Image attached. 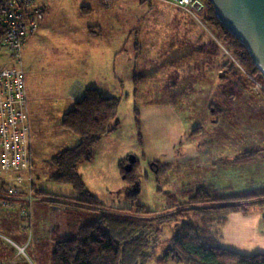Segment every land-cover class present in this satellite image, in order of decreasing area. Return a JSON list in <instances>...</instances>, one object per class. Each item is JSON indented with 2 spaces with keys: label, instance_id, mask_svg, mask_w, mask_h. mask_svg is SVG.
<instances>
[{
  "label": "rangeland",
  "instance_id": "374dc122",
  "mask_svg": "<svg viewBox=\"0 0 264 264\" xmlns=\"http://www.w3.org/2000/svg\"><path fill=\"white\" fill-rule=\"evenodd\" d=\"M167 2L47 1L39 30L27 37L22 48V66L27 73L25 88L28 98L26 116L29 144L35 160L31 158L36 163L32 167V173L25 175V172L23 176L27 184L31 183L33 176V214L24 218L16 200L6 205L5 199L0 198V264H52L51 254L55 241L73 237L76 230L72 226L92 221L99 213L95 209L78 207L73 199L78 197L76 191L68 185L57 184L49 179L54 172L50 165L51 155L78 143L77 137L64 131L59 123L61 111L71 103L67 104L65 100L66 107L57 103L65 97L67 83L74 75L82 77L104 95L112 90L111 84L124 85L120 89L122 103L120 102L119 107L122 105L120 111L118 109V118L123 119V122L106 138L128 140L142 150L141 153L138 149L136 152L126 150L121 160H127V164L129 156L137 155L139 164L136 173L140 184L138 202L145 205L146 210H161L173 206L180 208L190 193L201 187L207 190L206 185L219 188L228 185L237 190L264 186V157L260 159L264 154L255 161L242 163L244 165L229 160L223 163L208 159V155L216 153L234 157L255 146L264 145V98L262 100L249 91L252 88L250 82L253 84L254 78H250L243 70H239L241 73L237 70L230 71L235 76H229V72L223 71L219 65L224 63V58L196 52L198 47L204 45L206 51L211 48V31L203 22L202 25L199 24L175 4ZM84 5L90 9L89 13L81 12L80 8ZM98 24L102 25L103 31L97 36L94 35V28ZM85 33L88 34L86 42L89 53L82 51V56L88 57V69L82 70L80 74L73 68L80 55L78 42L84 43ZM135 38L138 39V46L134 45ZM117 42L119 49L116 48ZM83 46L86 45L81 47ZM109 46L119 51L114 65L107 62L105 52ZM223 50L225 51L224 48ZM0 52L3 55L0 56V64L3 66L20 65L9 57V51ZM135 74L142 76L139 79L141 82L136 85L133 83ZM220 75L229 79L220 80ZM135 87L138 90L136 98L132 92L125 96L129 88ZM231 90L237 94L236 105L223 114L213 115L211 104L224 108L221 104V92ZM136 107L137 123L134 113ZM129 108L133 115L132 124L124 119ZM149 110H157L151 114V121L157 114L164 121L178 120L183 125L184 134L173 143V154L199 153L204 156L195 161L164 158L168 144L155 141L153 126L148 129L147 125L145 127V114ZM196 127L200 131L193 132L192 129ZM105 145L108 146L107 143ZM154 162L166 165L160 179H157L151 168ZM82 173H85L83 178L89 174L88 181L93 184V172ZM0 174L4 175V172ZM120 178L123 186L112 189L114 200H102L96 196L105 207L134 209L135 205H131L128 200V185L121 173ZM39 189H43L44 193L36 192ZM88 190L92 192L89 188ZM12 191L3 195L8 198ZM191 214L190 211L186 213L181 221H193ZM252 214H259L260 228L264 231V207H254L246 215ZM52 228L57 231L52 233ZM164 230L162 246L157 250L159 254L168 240L177 234L174 225L165 227ZM226 232L222 230L221 243L235 250L230 246L234 244L232 239L239 235L236 233L233 236V230L230 229L227 239ZM148 264L158 263L153 259Z\"/></svg>",
  "mask_w": 264,
  "mask_h": 264
},
{
  "label": "trees",
  "instance_id": "16d2710c",
  "mask_svg": "<svg viewBox=\"0 0 264 264\" xmlns=\"http://www.w3.org/2000/svg\"><path fill=\"white\" fill-rule=\"evenodd\" d=\"M139 1L141 3L149 2V0ZM202 2L204 10L201 20L211 31L213 37H209L211 48L208 51L204 45L198 47L196 52H206L214 57L221 56L225 61L223 64H218L221 65L223 71L229 72V76H231L230 74L235 76L230 71L242 72L243 70L247 72V75L249 74L250 78L252 77L264 85L262 71L254 63L248 49L218 20L211 1L202 0ZM80 9L81 12H90V9L85 5ZM95 26L98 27L99 24ZM134 42V45L138 46L137 38L134 39ZM140 78L142 76L139 74L134 75L135 85L141 82ZM218 78L220 80L229 79L222 75ZM250 86H252L251 82ZM122 87L123 85L120 84V89ZM249 91L255 96H260V99L263 100L264 93L257 94L251 87ZM136 92L138 90L135 87V98ZM221 93L223 96L221 104L224 108L211 104L213 115L223 114L230 107L236 105L237 94L235 91ZM120 102V92L119 95H104L98 88L89 86L86 87L83 97L71 102L59 118L61 128L77 137L78 143L51 155L50 165L54 172L49 179L57 184L68 185L76 191L78 197L73 199L78 207L95 209L99 213L92 221L72 226L71 228L76 230L73 237L55 241L51 263L148 264L154 259L158 264L170 262L177 264H264V253H240L221 243L222 230L231 213L247 214L252 212L254 207H264V186L250 190H237L232 186L219 188L206 185L207 190L201 187L192 194L190 193L180 208L173 206L161 210H146L145 205L138 202L140 184L136 169L139 160L129 172L124 170L127 160H121L119 163L120 173L122 177L125 176L123 180L128 185V200L131 205H135L134 209L133 207L129 209L105 207L100 199L88 190L79 172V166L83 163H92L95 149L101 140L119 128ZM134 113L137 123V107L134 109ZM197 130L200 131V128L192 129L193 132H197ZM263 154L264 145H258L237 154L231 161L248 163L257 160ZM28 156L30 159L29 170L25 175L31 174L32 167L36 166L32 160L31 144H29ZM151 168L156 173L157 179H160L166 165L161 166L158 162H154ZM34 188L33 176L28 187L4 181L0 184V198L1 200L5 199L6 205H10L16 200L21 206V216L29 218L33 214ZM7 191H12L8 198L3 195ZM36 192L42 194L44 190L39 189ZM251 207L253 208L251 209ZM189 211L194 220L181 221V218ZM171 225L175 226L177 234L168 240V244L159 254L157 250L159 246H162L164 229ZM51 231L54 233L57 229L52 228Z\"/></svg>",
  "mask_w": 264,
  "mask_h": 264
},
{
  "label": "built area",
  "instance_id": "2783aa9c",
  "mask_svg": "<svg viewBox=\"0 0 264 264\" xmlns=\"http://www.w3.org/2000/svg\"><path fill=\"white\" fill-rule=\"evenodd\" d=\"M48 0H0V51H9L19 66L0 64V184L4 181L24 185L23 173L29 167L28 98L26 70L22 66V48L29 35L36 33L44 19ZM108 1V0H106ZM202 22V0H164ZM105 2V0H104ZM0 56L2 52H0ZM255 93H264V85L253 79ZM11 173V175H10ZM12 190V189H10Z\"/></svg>",
  "mask_w": 264,
  "mask_h": 264
},
{
  "label": "crops",
  "instance_id": "0c3cea01",
  "mask_svg": "<svg viewBox=\"0 0 264 264\" xmlns=\"http://www.w3.org/2000/svg\"><path fill=\"white\" fill-rule=\"evenodd\" d=\"M98 28V29H97ZM94 28V35H100L103 31L102 25ZM86 29V33H87ZM85 33V41L84 43L78 42V45L80 46V55L77 58V62L75 63L74 70H77L80 74L82 73V70L87 71L88 69V57L83 58L82 51L85 54L89 53V49L87 46V40H88V34ZM93 34V33H92ZM30 36V35H29ZM27 42V39L25 41V44ZM24 44V46H25ZM82 45H86L81 47ZM23 46V47H24ZM116 48L119 49V42L116 44ZM78 53V54H79ZM106 56H107V62L109 61L110 64L114 65L119 57V51L117 49H114L113 47L109 46L106 50ZM113 69V68H112ZM111 70V69H110ZM93 79H95L93 77ZM146 80V79H145ZM134 83V82H133ZM26 84V79H25ZM90 84L86 83V81L78 76L74 75L70 81L67 83V91H65V97H62L61 100H59L57 103L62 107L65 106L66 101L67 104L79 100L83 97L84 91L86 87H89ZM112 90L107 95H115L120 92V85L115 86L114 84H111ZM93 87V86H92ZM124 88V85H123ZM115 89L117 91H115ZM134 95L135 88H129L125 96H129V94ZM66 100V101H65ZM122 103V101H121ZM122 105V104H121ZM120 105V107H121ZM68 106V105H67ZM66 107V106H65ZM119 107V111H120ZM130 107V106H129ZM64 111V110H63ZM63 111H61L63 113ZM157 110H149L146 112L148 115L145 114V127L147 125V129L150 126H153L154 129V137L155 141H160L161 143L165 144L167 143L168 151L165 153L166 159H180V160H186V161H195L199 160L204 155H201L199 153H180V154H173L171 151L172 145L177 139L182 138L184 134L183 125L178 120H163L162 117L159 115H155L153 117V120H149L151 114ZM121 118H119L120 120ZM126 122L129 124L133 123V115L130 114V108L129 111L126 112L125 118ZM123 119L120 120V123L122 124ZM145 128V129H146ZM162 130V131H161ZM147 132V130H146ZM148 135V134H147ZM150 135V133H149ZM171 141V142H170ZM170 142V143H169ZM105 143L108 144L105 145ZM113 144L115 148H113ZM134 143L128 141V140H111L110 138L104 137L103 140L98 144L97 148L95 149L94 154V160L92 163H83L81 164L82 171L79 169L80 174L83 176L82 172L92 171V183H89V174H86L84 181L87 185V187L95 193V195L99 196L102 200H114V196L112 194V189L116 186L117 188H120L123 186V183L120 181V169H119V163L121 158L125 156L126 150L136 152L138 149L140 153L142 150L140 147L136 144L132 145ZM132 145V146H131ZM219 155V158H218ZM137 156V155H136ZM151 156V155H150ZM155 157L154 155H152ZM232 155H227L226 153H216L208 155L209 160L213 162L222 161L223 163L227 160H232ZM264 156H262L260 159H263ZM242 164V163H241ZM244 165V164H242ZM234 166V164H233ZM95 171V172H94ZM228 186V185H226ZM261 216V215H260ZM232 226L234 228H232ZM261 226V217H259V214H252L247 216L246 214L242 212H234L231 213L228 218L227 222L224 225L223 229L227 232L225 233V237L228 234L229 230H233V236L238 233V237L233 238L232 244L230 247L235 249L236 251H239L241 253L245 254H256V253H264V231L260 228ZM235 231V232H234ZM229 239V237H226ZM241 242V244H239ZM242 242H245V244H242Z\"/></svg>",
  "mask_w": 264,
  "mask_h": 264
},
{
  "label": "water",
  "instance_id": "95a60500",
  "mask_svg": "<svg viewBox=\"0 0 264 264\" xmlns=\"http://www.w3.org/2000/svg\"><path fill=\"white\" fill-rule=\"evenodd\" d=\"M210 1L218 20L248 49L264 74V0ZM136 161L135 155L129 156L125 171H131Z\"/></svg>",
  "mask_w": 264,
  "mask_h": 264
}]
</instances>
